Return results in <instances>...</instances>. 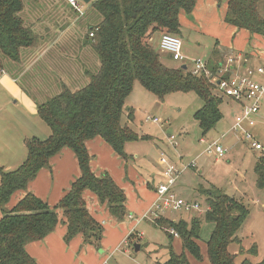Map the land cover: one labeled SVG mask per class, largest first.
Returning a JSON list of instances; mask_svg holds the SVG:
<instances>
[{
  "label": "trees",
  "instance_id": "1",
  "mask_svg": "<svg viewBox=\"0 0 264 264\" xmlns=\"http://www.w3.org/2000/svg\"><path fill=\"white\" fill-rule=\"evenodd\" d=\"M215 1L226 2L225 23L264 37V17L258 11L264 0ZM62 2L0 0V73L5 71L19 82L50 131L43 140L24 139L26 156L15 170L6 171L0 165V264H37L26 246L43 240L59 225L66 227L65 244L80 236L83 245L101 249L104 228L89 213L83 198L85 192L105 205L116 222L127 218L124 191L108 173L96 176L92 172V156L86 144L100 138L118 158L127 160L126 144L139 140L129 126L134 110L125 107L134 82L159 101L170 93H195L203 102L193 115L202 137L222 117L219 106L223 97L215 91L210 78L193 75L188 68H168L152 45L157 35L179 36V16L190 15L196 0H95L82 13L83 17L71 9L74 17L80 16L76 21L77 29L82 31L80 37L79 32H68L67 21L59 16ZM92 55L97 57L98 64L93 65L95 72L87 70L86 80L82 75V67L86 66L83 60ZM223 63V55L214 49L205 67L214 75ZM81 78L84 83L77 84ZM64 149L74 154L80 176L50 208L44 200L25 191L39 171L50 167L51 158ZM253 171L255 185L264 193V149ZM21 191L24 196L8 209L11 196ZM204 192L208 206L204 220L213 226L205 242V255L199 245L200 220L187 223L183 219L159 218L152 225L168 239V258L156 264H191L189 257L197 263L205 259L209 264H264V258L258 262L248 258L238 262L240 250L231 251L234 244L241 246L238 233L249 215L248 208L214 186ZM170 230L180 240L179 254L173 250L175 236ZM254 247L252 244L248 251L256 256Z\"/></svg>",
  "mask_w": 264,
  "mask_h": 264
},
{
  "label": "rangeland",
  "instance_id": "2",
  "mask_svg": "<svg viewBox=\"0 0 264 264\" xmlns=\"http://www.w3.org/2000/svg\"><path fill=\"white\" fill-rule=\"evenodd\" d=\"M77 1L80 6L85 5L83 0ZM62 3L64 7L58 12L59 16L63 18L66 15L74 18L73 14L75 13H72L71 7L64 1ZM258 11L264 17V2L259 5ZM76 21L74 22L76 27L72 30L79 32L80 37L82 31L80 33V30L77 29ZM72 34L67 37L70 39ZM177 37L181 41L182 53L186 58L183 62L169 59L165 53L159 51L158 42H152L153 47L161 54L162 63L168 68L185 65L188 70H192V62L198 58L207 59L218 40L212 35L203 34L194 29H183L182 35ZM260 49L262 50L260 52L264 53V47ZM79 57L80 65L82 56ZM83 62L86 63V66L82 67V75L87 80L85 73L89 69L92 72L96 71L93 67L98 64V59L92 55ZM83 78H81V82L77 80L76 83L82 85ZM202 105V100L193 92L170 93L163 101H159L138 82H134L132 91L126 99L125 107L134 110V118L129 126L137 134L139 140L126 144V161L120 158L118 160L126 164L127 177L134 184L133 190L138 193L143 202L148 199L147 192L150 193L146 191L147 186L152 182L156 184L163 171L164 166L159 164L162 155L178 169L180 174L174 186L176 196L185 201L197 203L200 211L190 214L169 211L162 218H169L172 221L183 219L187 223L193 219L200 220L199 245L204 255L205 242L213 229V226L204 220L208 209L204 190L214 186L244 204L249 210V215L238 233L241 246L234 244L231 251L239 252L240 250L237 257L238 262L244 258L258 262L264 258V193L255 185L253 167L257 157L261 155V151H252L247 144L239 141V137L230 132L236 115L240 113V106L226 97H223L219 106L222 114L220 121L213 130L202 137L198 124L193 119L194 113ZM153 119H156L157 122H154ZM124 122L126 123V118H124ZM253 131L256 135L254 136L264 147V97L260 100V112ZM201 138L206 142L200 143ZM214 143L226 150L222 159L216 160L213 154L207 152L208 146ZM191 162H195L194 168L189 167ZM134 203L141 202L134 200ZM140 211L139 206L136 205L135 209L131 211L132 216H127L123 222L119 223H128V228L132 227L131 233L133 231L142 233V237L137 238L136 235H132L131 238H128L126 246H117L112 252L106 249L103 256H110L108 264H156V260L164 262L168 258L165 249L168 239L165 233L160 228L153 226L151 219H145L148 217H143V215L140 216ZM128 213L130 212L128 211ZM135 244L140 246L138 252L133 250ZM252 244L255 246L256 256L248 251ZM172 246L176 253L181 252L179 241L174 240ZM203 262V264H208L205 259Z\"/></svg>",
  "mask_w": 264,
  "mask_h": 264
},
{
  "label": "crops",
  "instance_id": "3",
  "mask_svg": "<svg viewBox=\"0 0 264 264\" xmlns=\"http://www.w3.org/2000/svg\"><path fill=\"white\" fill-rule=\"evenodd\" d=\"M63 1L67 4L66 0ZM94 1L95 0H90L82 6L84 14L89 10V5ZM225 12L226 2L219 4L215 0H196L195 7L190 15L181 13L179 16V36L182 35L183 29H194L203 34L216 37L218 40H216L214 49H218L223 55V62H226L228 58H235L232 67L236 74H243L249 67L254 68L260 64H264L262 58L264 53L260 52L262 51L260 48L264 47V37L256 34L251 35L244 30H238L228 25L224 21ZM79 17L80 16L71 18L70 16L64 15V17L61 18L67 21L68 32H71L72 28L74 29V22ZM159 39L160 36L157 35L154 37L153 41L159 42ZM166 55L171 59L170 55ZM201 60L205 62L207 59ZM182 66L184 65L180 67ZM176 68H179V66ZM256 79L262 81L261 78ZM13 99H15V101H13ZM253 128H251L250 131L255 135ZM49 133L48 127L36 113L35 102L22 91L18 81L13 79L5 71L1 72L0 165L6 171L15 170L21 165L26 156V151L24 152V139L32 137L37 139L43 137L46 139ZM258 142L260 143V141ZM86 147L88 153L92 156L90 163L92 172L96 176L104 172L108 173L117 186L124 191L126 196V209L130 212L128 213V217L132 216L131 211L135 209L136 205H138L141 210L140 216L143 215V217H148L145 219H151V224L154 220L163 217L164 214L156 215L153 208L156 201L154 190L155 187L163 181L162 172L156 184L152 182L147 186L146 191H149L151 194L147 192L149 195L148 199L146 202H143L138 193L133 190L134 184L127 177L125 170L126 164L118 160L119 158L106 143L100 138H94L87 142ZM79 176L80 171L74 154L70 150L64 149L58 155L51 158L49 168L39 171L38 175L28 185L25 192L33 193L36 197L44 200L49 207H54L68 191L71 183ZM25 192L21 191L13 194L7 208L10 209L14 206L16 202L24 196ZM83 198L91 216L104 228L101 249L83 245L80 236L74 238L69 244H65L63 237L66 233V227L59 225L43 240L30 243L26 246L27 253L37 264H108L110 256H103L106 249L112 252L117 246H126L129 236L132 237V235H136L137 238L142 237V233H137L135 231L131 233L132 227L128 228V223L122 224L113 220L105 205H100L96 197L90 192H85ZM134 200H138L141 203L135 204ZM59 215L60 217L62 216L61 212ZM137 220L138 218L136 217V221ZM174 240L180 242L177 237L174 238ZM189 260L191 264H197L191 257H189ZM203 263L204 262L199 264Z\"/></svg>",
  "mask_w": 264,
  "mask_h": 264
},
{
  "label": "built area",
  "instance_id": "4",
  "mask_svg": "<svg viewBox=\"0 0 264 264\" xmlns=\"http://www.w3.org/2000/svg\"><path fill=\"white\" fill-rule=\"evenodd\" d=\"M66 1L73 10L82 15V6L76 0ZM89 36L92 37L93 34L90 33ZM158 49L160 52L170 55L173 61L183 62L186 59L182 54V44L177 36L162 34L158 42ZM262 58L264 60V54ZM234 62L235 58H228L214 75H210L205 67V62L197 59L192 62L193 69L191 72L193 75L204 74L209 77L215 91L220 96L226 97L240 106V113L236 115L230 132L239 137V140L247 144L252 151H263V146L250 129L256 124V117L260 111V100L264 97V64L254 68L249 67L243 74H236L232 67ZM225 75H227L226 78H224ZM256 78H261L262 81H258ZM153 121L157 122L156 119H153ZM199 141L200 143L206 142L203 138ZM207 152L213 154L215 159L219 160L224 157L226 150L214 143L208 146ZM159 164L164 167L162 171L163 181L154 190L156 201L153 208L156 215L165 214L169 211L185 214L199 212L200 207L197 203L185 201L175 194L174 186L180 174L178 169L170 164L164 155L161 156ZM189 167L194 168L195 162H191ZM169 232L173 236H177L173 230Z\"/></svg>",
  "mask_w": 264,
  "mask_h": 264
},
{
  "label": "water",
  "instance_id": "5",
  "mask_svg": "<svg viewBox=\"0 0 264 264\" xmlns=\"http://www.w3.org/2000/svg\"><path fill=\"white\" fill-rule=\"evenodd\" d=\"M90 0H84V3H88ZM182 69H184V70H186L187 69V67L184 65V66H182L181 67ZM134 251L135 252H138L139 251V245L138 244H135L134 245Z\"/></svg>",
  "mask_w": 264,
  "mask_h": 264
}]
</instances>
